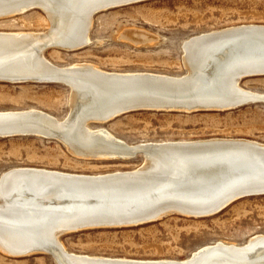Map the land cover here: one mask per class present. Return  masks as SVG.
I'll return each instance as SVG.
<instances>
[{
  "label": "bare ground",
  "instance_id": "bare-ground-1",
  "mask_svg": "<svg viewBox=\"0 0 264 264\" xmlns=\"http://www.w3.org/2000/svg\"><path fill=\"white\" fill-rule=\"evenodd\" d=\"M101 1L0 0V19L23 14L28 11L26 5H32L30 10L45 11L49 23L40 34L0 32V82L53 83L70 89V109L62 119L33 108L0 111V129L34 128L36 136L59 141L77 157L127 161L139 155L141 164L132 170L94 175L33 167L2 173L0 250L14 258L49 255L56 264H264V234L242 244L215 241L181 260L78 254L60 241L61 236L74 233L70 228L76 225L123 228L168 215L209 217L226 208L214 207L230 193L264 190V144L213 138L132 145L101 126L133 111L231 110L217 99L219 92L233 100L238 94L240 99L264 101L263 95L240 87L236 77L261 70L247 65L264 63V54L254 52L264 49V34L252 40L247 33L235 34L255 33L264 25L228 27L189 38L181 45L186 71L179 76L109 72L89 63L52 65L45 50L75 51L82 41L86 46L90 43L92 7ZM138 31L128 30L122 36L139 43L151 41V36ZM159 81L174 86L159 85Z\"/></svg>",
  "mask_w": 264,
  "mask_h": 264
},
{
  "label": "rangeland",
  "instance_id": "rangeland-1",
  "mask_svg": "<svg viewBox=\"0 0 264 264\" xmlns=\"http://www.w3.org/2000/svg\"><path fill=\"white\" fill-rule=\"evenodd\" d=\"M44 12L36 8L2 18L0 32L44 33L49 28ZM92 18L88 31L91 41L87 46L75 51L50 48L44 51L45 58L61 67L89 63L109 72L179 76L186 71L181 50L184 42L223 28L264 25V0H146L109 9ZM132 29L140 30L142 36H151V41L139 43L122 36ZM239 84L244 90L264 96V76L244 78ZM69 91V86L63 84L0 82V111L33 108L62 119L70 109ZM101 126L132 145L213 138L264 144V101L226 111H133ZM141 161L139 155L127 161L80 158L59 141L36 135L0 137V177L15 167L103 174L132 170ZM256 234H264V195L239 199L209 217L168 215L134 227L69 233L61 236L60 241L69 252L78 254L181 260L215 241L242 244ZM0 264L56 262L49 255L14 258L1 251Z\"/></svg>",
  "mask_w": 264,
  "mask_h": 264
},
{
  "label": "water",
  "instance_id": "water-1",
  "mask_svg": "<svg viewBox=\"0 0 264 264\" xmlns=\"http://www.w3.org/2000/svg\"><path fill=\"white\" fill-rule=\"evenodd\" d=\"M143 1H146V0H104V1L99 2V4H96L95 6L92 7L93 10L91 12V15H95L97 13H100V12H103V11H106V10H109V9L122 7V6H127V5H130V4L139 3V2H143ZM26 6H28V7H26L27 9L25 8L26 11L27 10L29 11L30 8H33L32 5H26ZM240 33H247V35H249V37H250L248 39L252 40V39L256 38V36H257L256 34H264V30H257V31H255V33H251L248 30V31H241V32L235 33V34H240ZM252 36H255V37H252ZM75 44H77V43L75 42ZM85 46H86V44L82 41L81 44L74 46L76 48H74L72 50H75V49L79 50V49H81L82 47H85ZM238 47H239L238 44L236 46H234V48H238ZM183 49H184V47L181 46V50L182 51H183ZM254 52H256L257 54H259V53L264 54V49L258 48ZM247 66L260 67L261 70H253V71L238 73V75L236 77H237V79L239 78V81L243 77H247L248 78L250 76H258V75L259 76H264V63H251V64H249ZM239 81H238V83H239ZM155 83H157V82H155ZM159 85H165V86H168L169 88H171L170 86H174V83H171L170 85H167V84L159 81ZM175 94H176V96H174L175 98H179L180 97V96H177L176 92L174 93V95ZM216 95L220 96L217 99H220L219 100L220 102L225 103V104H223L224 106H231V107H229V109H232V108L235 109V107L242 106V105H244L246 103H249L250 101L258 102L261 99V98H259V99L258 98H247V99L243 98V99H240V98L237 97L238 94H236L235 97H237V99H235V97H233L234 98V100H233L232 96H228L226 93L224 94V92H219ZM165 97H167V96H165ZM167 98H172V97H167ZM163 99H165V98H163ZM215 109H218V108H215ZM215 109H207V110H215ZM226 109H228V107ZM25 127H28V126H25ZM19 129L20 128H15V127L14 128L13 127H7L5 129H0V136H2V137L30 136V135H36L38 133V132L32 130L34 128H24L21 131ZM252 195H264V190H261V191L260 190H257V191H254V190H239V191H235L233 193L228 194L227 196H224V198L219 200L218 204L214 208L220 211L224 207H227L228 204L232 203L233 201H236L238 199H241V198H244V197H247V196H252ZM84 227H85V229H83ZM89 229H94V228H89ZM84 230H88V229H86V226L76 225V226H73V227L70 228V232L71 231L79 232V231H84ZM247 246H246V248H247ZM248 248H249V246H248Z\"/></svg>",
  "mask_w": 264,
  "mask_h": 264
}]
</instances>
